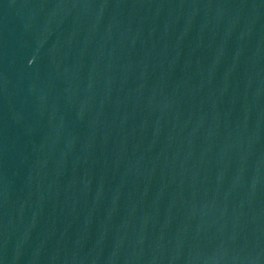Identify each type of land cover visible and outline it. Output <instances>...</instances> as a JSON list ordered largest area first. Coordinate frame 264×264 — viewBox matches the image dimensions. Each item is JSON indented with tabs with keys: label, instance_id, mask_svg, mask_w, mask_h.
<instances>
[{
	"label": "water",
	"instance_id": "water-1",
	"mask_svg": "<svg viewBox=\"0 0 264 264\" xmlns=\"http://www.w3.org/2000/svg\"><path fill=\"white\" fill-rule=\"evenodd\" d=\"M0 264H264V0H0Z\"/></svg>",
	"mask_w": 264,
	"mask_h": 264
}]
</instances>
